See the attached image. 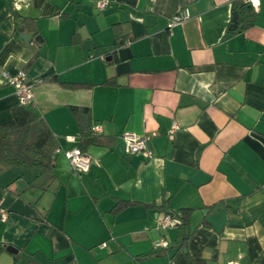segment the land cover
I'll use <instances>...</instances> for the list:
<instances>
[{
	"label": "crops",
	"instance_id": "1",
	"mask_svg": "<svg viewBox=\"0 0 264 264\" xmlns=\"http://www.w3.org/2000/svg\"><path fill=\"white\" fill-rule=\"evenodd\" d=\"M98 1L0 0V126L21 107L1 72L23 71L58 145L51 173L0 172V264H264V0ZM82 123L87 172L64 156Z\"/></svg>",
	"mask_w": 264,
	"mask_h": 264
},
{
	"label": "trees",
	"instance_id": "2",
	"mask_svg": "<svg viewBox=\"0 0 264 264\" xmlns=\"http://www.w3.org/2000/svg\"><path fill=\"white\" fill-rule=\"evenodd\" d=\"M252 13L248 25L253 24L254 13L249 4L233 5V12ZM241 20V18H240ZM97 137L82 123L80 150L84 152ZM57 142L45 123L35 112L19 107L12 120L0 126V172L12 167L33 168L41 174L51 173L56 167ZM186 220L185 215L181 216ZM1 252V250H0Z\"/></svg>",
	"mask_w": 264,
	"mask_h": 264
},
{
	"label": "built area",
	"instance_id": "3",
	"mask_svg": "<svg viewBox=\"0 0 264 264\" xmlns=\"http://www.w3.org/2000/svg\"><path fill=\"white\" fill-rule=\"evenodd\" d=\"M257 0H247L252 6L256 5ZM108 3L106 0H99L97 8L103 11L107 7ZM190 14L188 10H181L171 17L170 27H175L184 21L188 20ZM2 83L12 87L15 94L18 97L19 104L21 107L28 106L33 100V85L28 82L26 74L23 71L18 72L15 75H10L4 71L1 72ZM94 133L98 132V127L92 129ZM72 140V138H69ZM122 146L121 151L125 156L140 155L145 159H151L153 157L152 152L147 146V139L139 137L133 133H123L121 136ZM65 158L69 162L73 170L79 172H87L90 168V161L79 148L71 149L64 153ZM2 220H5V216L2 215ZM180 225V220L177 216L172 213H164L158 221V228L160 230H167L175 228ZM167 243L163 240L157 242L154 248L166 247ZM227 264H236L235 262H228Z\"/></svg>",
	"mask_w": 264,
	"mask_h": 264
},
{
	"label": "water",
	"instance_id": "4",
	"mask_svg": "<svg viewBox=\"0 0 264 264\" xmlns=\"http://www.w3.org/2000/svg\"><path fill=\"white\" fill-rule=\"evenodd\" d=\"M237 20H238L237 13H233L231 29H236ZM21 33H22V35L20 36V38L23 41H28L30 39V35L24 34L22 30H21ZM35 41H37V39H35ZM25 189H26V184L23 181H18V183H17V192L18 193H22V192H24ZM7 251L10 252V253H16V251L14 249H12V248H7Z\"/></svg>",
	"mask_w": 264,
	"mask_h": 264
}]
</instances>
